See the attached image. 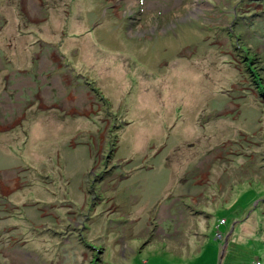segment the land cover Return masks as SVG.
<instances>
[{"label":"rangeland","instance_id":"obj_1","mask_svg":"<svg viewBox=\"0 0 264 264\" xmlns=\"http://www.w3.org/2000/svg\"><path fill=\"white\" fill-rule=\"evenodd\" d=\"M1 65L0 264H264V0H0Z\"/></svg>","mask_w":264,"mask_h":264},{"label":"flooded vegetation","instance_id":"obj_2","mask_svg":"<svg viewBox=\"0 0 264 264\" xmlns=\"http://www.w3.org/2000/svg\"><path fill=\"white\" fill-rule=\"evenodd\" d=\"M240 1L242 2V0H240ZM37 55H39V54H37ZM32 64H33V67H37V69L40 67V61H37L35 59L31 60V65ZM37 69L35 71H30V70L28 71L27 69H25V70L24 69H17L18 71L9 73L8 68L6 66H4V65L0 66V81L3 82V83H0V85H1V89H0V133H2L3 131H7L8 129L14 128L17 125V124L16 125L14 124V126H9L10 124H12V122H14V120H15L14 118L18 119V123L19 122L23 123V121L27 119L26 110H23V109L21 111V116L16 117V115H14L15 112L18 110V106H16V105H20V102L19 101H18V103L17 102L13 103L12 101L7 102V100H9V96H8V98L5 97V95L7 93H10L11 90L13 92L14 89H16V87H15L16 82L12 81L11 73L16 74L19 78H20V76H27V77L29 76L31 78H35V77L37 78L38 75L36 72H39V70H37ZM10 71H13V70H10ZM28 72L31 74V76L29 75ZM34 73H36V74H34ZM9 74H10V76H9ZM17 76H13V80L18 78ZM32 81H35V80L33 79ZM34 84H36L35 85V86H37L36 89H38L39 84L37 85L36 81L34 82ZM28 89L22 90L21 93H24V91H27V93H29L30 90H28ZM15 91H16V93H15V95H16L18 92H17V90H15ZM30 93H31V91H30ZM38 94H39V92L38 93L35 92L34 97L32 95H31V97H30V95H28V99L26 97L24 102H26L30 98H37ZM25 95L27 96L26 93H25ZM21 99L22 98L20 96L19 100H21ZM29 101H31V100H29ZM33 101L36 102L37 100L34 99ZM12 105H15V106H12ZM30 105L31 104H29L28 106H30ZM6 127H10V128H6ZM4 174H5L4 169H1L0 170V180H1V178H3Z\"/></svg>","mask_w":264,"mask_h":264},{"label":"water","instance_id":"obj_3","mask_svg":"<svg viewBox=\"0 0 264 264\" xmlns=\"http://www.w3.org/2000/svg\"><path fill=\"white\" fill-rule=\"evenodd\" d=\"M226 244H227V240H225V243H224V246H223L224 249H225V247H226Z\"/></svg>","mask_w":264,"mask_h":264},{"label":"bare ground","instance_id":"obj_4","mask_svg":"<svg viewBox=\"0 0 264 264\" xmlns=\"http://www.w3.org/2000/svg\"><path fill=\"white\" fill-rule=\"evenodd\" d=\"M227 240V239H226Z\"/></svg>","mask_w":264,"mask_h":264}]
</instances>
